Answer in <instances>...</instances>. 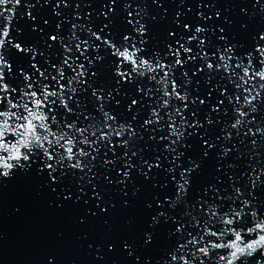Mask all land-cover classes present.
Here are the masks:
<instances>
[{
  "label": "snow or ice",
  "instance_id": "obj_1",
  "mask_svg": "<svg viewBox=\"0 0 264 264\" xmlns=\"http://www.w3.org/2000/svg\"><path fill=\"white\" fill-rule=\"evenodd\" d=\"M115 2L105 4L106 11L102 9L97 15V19L103 16L108 21L98 31L94 30L92 13L85 17L87 24L71 23L66 35L62 34L63 25L70 21L57 23L55 34L47 37L51 41L47 48L59 45L63 56L53 64L46 52L14 43L11 38L22 0H0V178H11L17 170L28 173L35 166L38 174L46 170L54 184L68 172L83 173L80 180L87 177L91 184L98 177L88 174L94 173L97 165L109 170L121 164L124 171L117 170V175L123 179L118 183L124 184L133 169L146 180L153 170L157 174L163 171L170 180L159 185L161 192L171 184L175 198L167 194L163 201L154 198L157 209L167 206L168 210L158 211L151 218V231L144 233L145 245L151 244L161 220L164 224L171 222L166 233L171 243L156 264H251L257 254L264 257V202L255 194L264 189V167L260 166L258 151L264 144V123L254 118L259 114L258 106L264 103V33L258 39L254 37L253 46L238 55L243 46H229L224 35L214 43L208 34L214 36L217 29L204 26L212 18L198 12L196 21L182 24V32H169L173 43L165 44L166 51L149 52L144 39L147 25L141 22L145 9H133L134 0H123L131 32L118 41L109 30L113 22L108 14H116L112 6ZM254 2L258 4L260 0ZM26 7L28 18L34 19L33 6ZM54 14L60 16L59 12ZM216 15L219 18V13ZM80 19L79 15L73 17L74 21ZM175 23L181 27L179 21ZM219 31L223 33L224 29ZM78 32L87 38L81 39ZM9 46L21 55L30 54L31 61L43 60L47 67L30 61V71L21 70L17 75L5 56ZM101 51L106 55H100ZM109 57L116 81L105 95L103 86H94L100 73L91 69ZM124 85H135L134 93L121 95ZM89 90L95 101L94 112L83 100ZM113 92L130 101L121 117L124 122L106 110L115 100ZM115 103L119 107L121 101ZM189 119L193 122L189 123ZM216 125H220L219 135L213 139L207 130ZM200 129L206 131L200 134ZM144 134L153 145H160L152 149L157 153L155 162L143 159L142 150L137 148ZM196 136L202 142L201 157L199 162L189 159L190 167L184 168L185 152L191 148L185 142ZM249 140V164L245 165L249 171L237 175L236 163L217 164L215 172L224 169L227 187H217L223 186L224 180L213 174L215 183L198 189L191 201L185 200L192 187L190 178L199 173L205 159L239 160L244 155L240 148L247 150ZM169 156L171 161L164 167L163 161H168ZM133 158L140 160V167L132 163ZM254 158L257 162L252 166ZM145 166L147 172L142 171ZM93 191V198L100 200L95 186ZM147 207L152 209V204ZM124 247L131 257L130 246L125 243ZM256 264H264V259H257Z\"/></svg>",
  "mask_w": 264,
  "mask_h": 264
},
{
  "label": "water",
  "instance_id": "obj_2",
  "mask_svg": "<svg viewBox=\"0 0 264 264\" xmlns=\"http://www.w3.org/2000/svg\"><path fill=\"white\" fill-rule=\"evenodd\" d=\"M29 4L33 6L31 12L34 19L31 20L27 15L29 9L26 5ZM65 4L68 7H65ZM77 4L80 5L79 8ZM105 4L111 5V0H103V3L101 0H22L13 23L11 38L14 43L36 47L39 51L46 52L51 62L56 64L63 56L62 49L59 45H53L50 50L47 48V44L51 43L47 37L55 34L56 24L61 20L70 21L63 25L62 34L66 35L71 23L87 24L85 17L88 13H92L91 20L96 25L94 30L98 31L102 24L108 23L103 16L97 19L102 9L106 11ZM199 4H203V7H198ZM112 6L116 14L114 16L108 14L113 22L109 30L119 41L123 34L131 32L126 24L128 14L123 11V0H116ZM137 7L145 9L141 22L147 25V35L144 39L148 41L145 47L149 52L153 49L166 51L165 44L173 43L169 38V32H182V24L196 21L198 12H203L205 17L212 18L204 26L217 29L214 36L208 34L214 43H218V37L224 35L229 46L236 45L238 48L243 46L237 52L238 55L253 46L254 37L258 39L259 34L264 33V0H260L258 4L254 0H184L183 3L181 0H156V2L134 0L133 9ZM54 12H59L60 16H56ZM178 12L180 16H177ZM216 13H219V18ZM76 15L81 17L79 21L73 20ZM45 21H48V24H45ZM176 21L180 22V28H177ZM219 28H223L224 32L221 33ZM77 35L81 39L87 38L84 33L78 32ZM65 43L67 44V40ZM100 55L105 56L106 53L101 51ZM5 56L14 66L13 71L17 75L21 70L30 71L28 68L31 61L30 54L21 55L9 46L5 50ZM31 62L38 63L42 68L47 67L43 60ZM91 71L100 73L94 86L97 88L103 86L104 94L107 95V91L115 87L116 81L111 58H106ZM19 79L22 80V77ZM134 90L135 85H124L121 95L134 93ZM203 91L206 92L207 89ZM113 95L115 100L121 101L120 106L118 107L114 100L107 105L106 110H111L120 122H124L121 117L125 115V105L130 101L122 100L115 92ZM83 100L88 110L94 112L95 101L91 97V90ZM258 108L259 114H254V118L264 123V103ZM126 118L130 120V115ZM212 118L215 120L216 116L213 115ZM192 122L189 119V123ZM200 122H204L203 110ZM219 129L220 125H216L215 129H208V136L215 139L219 135ZM205 131L206 129H200L199 133L203 134ZM256 139L260 140L259 137ZM185 143L191 145L183 158V167L188 168L189 159L199 162L202 142L196 136L186 140ZM246 144L247 150L244 146L240 148L244 155L239 160H234L233 157L224 161H217L214 158L205 159L199 173H194L190 178L192 187L185 200L191 201L198 189L209 183H215L211 179L213 174L222 176L224 180V185L217 187H227V176L223 175L224 169L215 172L217 164L236 163L239 165L237 175L249 171L250 169L245 165L249 164L250 140L246 141ZM154 147L158 149L160 145L149 142L147 134H144V140L137 144V148L142 150L143 159L149 162H155L154 156L157 153L152 151ZM219 147L220 143L217 142V148ZM122 151V149L118 150V154ZM258 151L260 166L264 167V144H261ZM101 155L103 156V153ZM107 158H112L111 153ZM169 161L171 156L168 157V161H163L164 167L168 166ZM256 162L254 158L250 163L255 166ZM132 163L140 167L139 159L133 158ZM117 170L124 171L121 164L109 170L97 165L94 173L88 174L89 176L95 174L98 177L93 179L91 184L88 183L87 177L83 181L80 180L83 173L74 175L72 172H68L64 179L54 184L46 170L38 174L35 166L28 173L17 170L11 178H0V264H144L146 260L150 261V264H156L157 259L171 243L166 237L167 230L172 227L171 222L164 224L161 220L160 225L155 229L151 244L145 245L144 233L151 231L149 228L151 218L158 211L168 210L167 206L164 209H157L154 198L159 197L163 201L164 194L175 198L174 186L169 184V188L162 193L159 185L170 180L165 177L163 171L157 174L153 170L146 180L135 169L132 170L130 178L124 184H120L118 181L123 177L117 175ZM142 171L147 172V167L145 166ZM108 180L111 183H108ZM154 183L156 187L153 186ZM241 183L244 181L242 180ZM93 186L99 193L100 200L93 198L95 195ZM255 194L264 202V189ZM65 197L70 198L65 199ZM149 203L152 204V209L147 207ZM179 211L180 209H177V212ZM261 212L264 213V208H261ZM125 243L132 250L131 257L125 250ZM257 259L264 257L257 254L251 264H256Z\"/></svg>",
  "mask_w": 264,
  "mask_h": 264
}]
</instances>
